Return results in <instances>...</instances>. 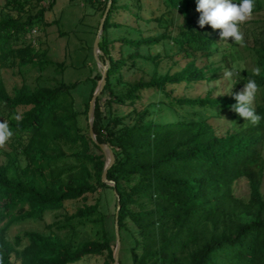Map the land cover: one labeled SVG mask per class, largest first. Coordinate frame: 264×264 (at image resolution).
<instances>
[{"label": "trees", "instance_id": "16d2710c", "mask_svg": "<svg viewBox=\"0 0 264 264\" xmlns=\"http://www.w3.org/2000/svg\"><path fill=\"white\" fill-rule=\"evenodd\" d=\"M44 1L6 0L3 8L8 13L0 19V119L7 120L14 133L6 142L13 156L0 165V264H75L101 255H106L104 264H114L115 231L111 236L105 227L101 201L89 203L88 196L101 189L114 194L115 219L119 194L121 243L129 244L132 264H264V119L258 126L229 127L223 134L210 116L159 123L146 120L150 114L146 107L142 113L136 111L133 125H125V118L113 109L114 104L137 109L142 92L152 90L168 99L163 103L170 109H206L219 121L239 122L240 116L231 109L237 103L233 98L237 91L218 96L214 92L222 88L223 71L231 69L239 73L230 80L233 88L245 86L248 79L264 87V36L255 37V45L249 47L259 68L256 74L254 69L240 68L243 54L232 38L223 42L222 30L199 26L196 0H165L169 12L183 16L177 26L180 30L177 35L166 29L156 36L122 41V47L137 50L132 58L155 66L149 81L140 80L122 94L116 87L124 85L127 61L113 58L108 43L103 49L100 42L101 61L109 60L110 66L96 103L94 132L98 142L109 145L114 154L108 179L116 187H111L102 180L105 156L92 141L89 125L84 128L79 123L82 114L88 122L90 101L102 74L85 80L91 87L81 110L74 96L80 82L35 87L24 82L11 95L1 77L9 67L21 72L28 66L45 70L46 63L37 60L33 30L44 23L57 0L41 8ZM97 1L102 18L109 0ZM118 1L112 0L103 33ZM261 10V0H255L254 14ZM156 21L162 23V19ZM165 40L179 47L187 63L181 71L160 75L164 58L140 51ZM135 66L136 61L131 69ZM197 83L206 85V95L187 96L186 91ZM254 107L264 117V104ZM242 179L249 185L248 198L235 193ZM67 203L73 204L75 212L48 225L49 234L28 232L27 244L20 235L14 246L7 242L14 223L45 220L48 214L58 218ZM87 221L101 225L102 239L78 243V226Z\"/></svg>", "mask_w": 264, "mask_h": 264}, {"label": "rangeland", "instance_id": "374dc122", "mask_svg": "<svg viewBox=\"0 0 264 264\" xmlns=\"http://www.w3.org/2000/svg\"><path fill=\"white\" fill-rule=\"evenodd\" d=\"M49 3L50 0H46L40 7L46 8L49 6ZM5 4L6 0H0V19L8 13V10H4L3 8ZM261 5V12L254 14L251 19L241 24V30L244 33L245 39L242 44L236 47L242 52L244 58L241 59L240 68L256 69L255 60L251 55L249 47L255 45V37L259 36L263 38L264 36V0H261ZM118 6L110 15L108 29L103 33V40L101 39V47L103 49L106 48L105 42L108 43L109 47L107 48L111 50L113 58L120 57L127 61L123 66L122 81L124 85L116 87L117 93L122 94L127 92L130 85L140 80L149 81L155 67L152 62L143 61L141 58H132V55L137 54V50L131 46L122 47V41L125 39L138 40L144 37L156 36L158 33H164L166 29H168L170 34L177 35L180 30L177 26H181L184 18L175 10L169 12L165 0H119ZM99 7L100 4L97 0H57L53 9L46 12L44 23L35 27L36 34L33 33L38 42H35V48L38 51L37 54H39L37 60L46 63L45 70L41 72L32 66L22 69V72L17 67L4 68L1 77L5 82L8 92L13 95L14 88L20 87L24 82L31 87H35L37 84L56 86L61 81H65L66 83L80 82L74 92V96L77 108L79 110L83 109L91 87V84L85 82V80L90 77H96L99 73L103 74V69L98 65L93 53L94 36L103 18V16L101 18ZM39 9V7L36 8L32 14L37 13ZM156 19H162V23L160 24ZM140 53L146 56L161 55L164 58L158 70L160 75L181 71L187 63L186 58H183V55L179 54V47L171 40H165L150 48L144 47ZM135 61V69H131V64ZM108 62L110 66V61L108 60ZM204 64L205 62H199V65ZM114 84H117L115 80ZM214 85H218V82ZM219 86L224 90H221L222 88L217 89L214 92L215 96L230 94L234 90L239 93L244 88V85L233 88L230 80H225V82L224 80L220 81ZM207 90L204 83H197L191 90L186 91L185 94L195 98L205 96ZM163 102L168 103V99L163 94L147 90L142 92L136 105L137 109L133 106H121L117 104L113 105V109L116 114L125 118V125H133L137 120L136 111L142 113L146 107L150 109V114L146 117V120L159 123L176 122L184 119L189 120L198 115L205 118L210 116V122L223 134L229 127L234 126L237 129H241L246 124V121L241 117L239 122L233 120L227 123L225 120L219 121L215 119L211 115L212 112L206 109L184 108L174 110L170 109ZM257 104H264V87L260 89L254 106ZM79 123L81 127L85 128L88 124L87 117L83 114L80 115ZM0 148H2L0 150V165H2L9 162L10 155H13L8 150V144L0 146ZM235 193L239 197L248 198L249 185L245 179L237 182ZM262 194L264 197V183ZM88 197L90 204L95 203L97 200L101 201L102 208L106 214L105 227L112 236L115 231V200L113 192L101 189L97 194L89 195ZM74 212L75 208L73 204L67 203L65 210L59 212L58 218L56 214H48L45 220L16 222L7 232L6 240L14 246L17 236L20 235L24 239V243L27 244L29 243V239L25 236L26 233L39 232L47 235L50 233L48 225L54 223L56 220L63 219L65 213L73 214ZM78 228L76 234L78 243L86 240L102 239V227L97 223L87 221L86 224L80 225ZM115 241L116 239L112 240L114 250L116 247ZM129 252V244L127 242L121 243L120 259L122 264H132ZM106 259V255L87 256L75 264H104Z\"/></svg>", "mask_w": 264, "mask_h": 264}, {"label": "clouds", "instance_id": "9594fccd", "mask_svg": "<svg viewBox=\"0 0 264 264\" xmlns=\"http://www.w3.org/2000/svg\"><path fill=\"white\" fill-rule=\"evenodd\" d=\"M196 5V11L200 13L198 23L201 28L210 25L214 30H222L221 41L228 42L232 38V44H242L245 37L240 25L254 15L255 0H239V3H234L233 0H196ZM253 71L258 74L259 68ZM223 74L222 80H231L239 73L231 69L223 71ZM259 91L260 86L256 81L248 79L244 88L233 96L237 103L231 109L246 121L244 126H258L264 119L254 107ZM14 118L20 119L19 115ZM13 135L8 121L0 119V146H4Z\"/></svg>", "mask_w": 264, "mask_h": 264}, {"label": "water", "instance_id": "95a60500", "mask_svg": "<svg viewBox=\"0 0 264 264\" xmlns=\"http://www.w3.org/2000/svg\"><path fill=\"white\" fill-rule=\"evenodd\" d=\"M111 5H112V0H109L107 9H106V11L103 15V18L101 20V23L99 25V29H98V32H97V35L95 38V42H94V47H93V53H94L95 60L97 61L98 65H100L102 67L103 74H102V79L99 81V83H98V85H97V87L93 93L92 99L90 101V106H89V110H88V125H89L90 137H91L92 141L96 145L99 146V148L101 149L102 153L105 156V167H104V171L102 174V180L106 185L111 186V187H116V182L108 179V172L115 163L114 154L111 151V148L109 147V145L101 144L98 142L96 134L94 132L96 103H97V99H98L99 95L102 93V91L104 90V88L106 86L107 72L109 69V62L107 61L106 63H103L101 61V54L103 55V52L100 49V42H101V38L103 35V31H104L105 21L109 15ZM116 197L118 200V206H117L116 219H115L116 247H115V250L113 253V260H114V264H120L121 235H120V230H119V211L121 209V204H120V197H119V194L117 192H116Z\"/></svg>", "mask_w": 264, "mask_h": 264}, {"label": "built area", "instance_id": "2783aa9c", "mask_svg": "<svg viewBox=\"0 0 264 264\" xmlns=\"http://www.w3.org/2000/svg\"><path fill=\"white\" fill-rule=\"evenodd\" d=\"M33 33L36 34V30H33Z\"/></svg>", "mask_w": 264, "mask_h": 264}]
</instances>
